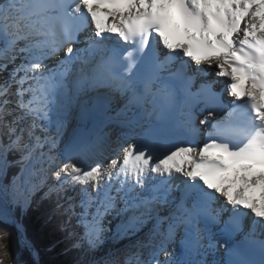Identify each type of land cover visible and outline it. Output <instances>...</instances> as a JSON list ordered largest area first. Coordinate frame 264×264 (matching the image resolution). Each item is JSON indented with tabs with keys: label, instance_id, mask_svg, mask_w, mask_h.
Wrapping results in <instances>:
<instances>
[{
	"label": "snow or ice",
	"instance_id": "obj_1",
	"mask_svg": "<svg viewBox=\"0 0 264 264\" xmlns=\"http://www.w3.org/2000/svg\"><path fill=\"white\" fill-rule=\"evenodd\" d=\"M44 203L72 264H264V0H0V224L30 264L14 212ZM109 217L131 243L101 256Z\"/></svg>",
	"mask_w": 264,
	"mask_h": 264
},
{
	"label": "trees",
	"instance_id": "obj_2",
	"mask_svg": "<svg viewBox=\"0 0 264 264\" xmlns=\"http://www.w3.org/2000/svg\"><path fill=\"white\" fill-rule=\"evenodd\" d=\"M39 195L35 199H38ZM46 208L47 204L44 203L39 207L34 204L23 213L19 210L18 221L23 225L27 238L39 249L40 264H72L76 255L71 247L72 240L67 238L65 231L61 230L57 224L45 220L43 209ZM5 227L10 233L9 248L12 256L20 264H30L31 256L21 243V234L17 232L14 225L0 224V228Z\"/></svg>",
	"mask_w": 264,
	"mask_h": 264
},
{
	"label": "rangeland",
	"instance_id": "obj_3",
	"mask_svg": "<svg viewBox=\"0 0 264 264\" xmlns=\"http://www.w3.org/2000/svg\"><path fill=\"white\" fill-rule=\"evenodd\" d=\"M111 129H112V132H115L116 134L118 133V128H116V126L112 125V126H111ZM117 135H118V134H117ZM37 195H39V193L36 194V197H34V199L37 198ZM18 211H19V209H16L15 212H14V215L16 216V218H17V213H18ZM17 220H18V218H17ZM110 221H111V220H110ZM19 223H20V222H19ZM107 223H109V222L106 221V223H105V225H107L106 228L110 229V231L106 233L105 241H104L103 245L101 246V248H100V250H99V255H101V256L104 255V254L110 253V252L122 251V250H124L125 248H127V247H125V245H123V246H120V245L117 246V245H116V244H118V243H120V242H118L119 239L117 240V239H113V238H112V232H114V231H112V230H113V228H114V230H115V227H114V225H110V226H108ZM20 224H21V223H20ZM21 225H22V224H21ZM65 233H66V232H65ZM22 234H23L24 237L27 238V236H26V234H25V231H24V227H23V225H22ZM66 235H67V234H66ZM142 236H144V235H142ZM67 238H68V236H67ZM27 239H28V238H27ZM20 240H21V243L23 244V241H22V237H21V235H20Z\"/></svg>",
	"mask_w": 264,
	"mask_h": 264
},
{
	"label": "bare ground",
	"instance_id": "obj_4",
	"mask_svg": "<svg viewBox=\"0 0 264 264\" xmlns=\"http://www.w3.org/2000/svg\"><path fill=\"white\" fill-rule=\"evenodd\" d=\"M111 126L112 125H110L108 127L98 126L95 132L96 133H108L109 134V138H110V142H115L117 137L120 136V134L122 132V129H120L118 126L114 125V126H116V128H118V133H117L118 135H117L115 132H112ZM108 220L110 221L111 217H109ZM107 224H108V226L114 225V227H115L116 226V221H111V223H107ZM105 227H107V225H105ZM112 231H114V228H113ZM144 231H147V230L145 229ZM143 237L144 236H142L141 233H140L138 237H134L133 239L143 238ZM118 242H120V243L116 244L117 246L125 245V247L130 246V243H131L130 240L125 239V238L119 239Z\"/></svg>",
	"mask_w": 264,
	"mask_h": 264
},
{
	"label": "water",
	"instance_id": "obj_5",
	"mask_svg": "<svg viewBox=\"0 0 264 264\" xmlns=\"http://www.w3.org/2000/svg\"><path fill=\"white\" fill-rule=\"evenodd\" d=\"M96 129H97V128L93 129L92 131H94V132H95V131H96Z\"/></svg>",
	"mask_w": 264,
	"mask_h": 264
}]
</instances>
